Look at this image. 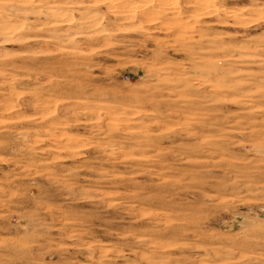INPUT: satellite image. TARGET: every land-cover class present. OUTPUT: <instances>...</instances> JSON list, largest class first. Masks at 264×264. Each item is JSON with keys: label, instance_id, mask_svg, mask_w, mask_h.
I'll return each instance as SVG.
<instances>
[{"label": "rangeland", "instance_id": "374dc122", "mask_svg": "<svg viewBox=\"0 0 264 264\" xmlns=\"http://www.w3.org/2000/svg\"><path fill=\"white\" fill-rule=\"evenodd\" d=\"M0 264H264V0H0Z\"/></svg>", "mask_w": 264, "mask_h": 264}, {"label": "bare ground", "instance_id": "6f19581e", "mask_svg": "<svg viewBox=\"0 0 264 264\" xmlns=\"http://www.w3.org/2000/svg\"><path fill=\"white\" fill-rule=\"evenodd\" d=\"M128 15H129V14H128ZM130 16H131V15H130ZM130 16H129V17H130Z\"/></svg>", "mask_w": 264, "mask_h": 264}]
</instances>
